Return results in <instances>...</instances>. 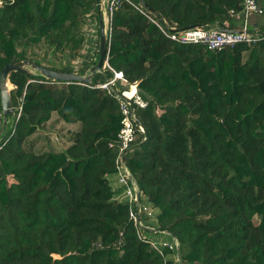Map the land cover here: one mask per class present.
Here are the masks:
<instances>
[{
    "label": "trees",
    "instance_id": "obj_1",
    "mask_svg": "<svg viewBox=\"0 0 264 264\" xmlns=\"http://www.w3.org/2000/svg\"><path fill=\"white\" fill-rule=\"evenodd\" d=\"M101 1L2 0L0 72L20 60L69 73L96 64ZM129 1L113 13L107 61L148 101L125 160L158 229L141 238L108 179L121 116L116 96L96 85L113 72L90 83L15 72V113L0 144V264H264V15L249 27L263 34L255 43L213 51L169 40ZM144 1L170 27L243 25L244 0ZM92 18L95 62L74 69ZM2 111L0 98V128ZM53 114L76 126L58 152L33 138ZM149 230L178 249L153 248Z\"/></svg>",
    "mask_w": 264,
    "mask_h": 264
},
{
    "label": "built area",
    "instance_id": "obj_2",
    "mask_svg": "<svg viewBox=\"0 0 264 264\" xmlns=\"http://www.w3.org/2000/svg\"><path fill=\"white\" fill-rule=\"evenodd\" d=\"M123 1L130 2L129 0L101 1V5L104 7L106 14L105 29L108 39L111 36L113 13ZM1 4L2 0H0V5ZM135 7L141 13L145 14L153 23H155L162 34L169 40L183 45H202L213 51H221L224 48L234 47L235 45L240 43H246L248 45L255 43L256 35L249 32V27L251 25L250 18L255 15H264V9L257 3L256 0H244L243 9L240 12V15L243 18V25L242 28L236 30L237 32L224 33L220 32L215 27L207 28L202 26L184 31L173 32L172 30L176 29L175 27H170L165 23L159 24L155 19H153L146 13L148 11L141 5ZM96 48L98 49L97 43L96 45H88L86 49L89 50ZM94 51L89 54L90 62L95 61L96 59V56H94ZM108 54L103 65V70H105L106 68L110 69L113 72L114 76L111 79H107L106 82L96 85V88L106 90L108 93L114 94L119 103L121 128L117 135L119 148L115 163V175L117 176L118 184L122 189V198L126 199L130 204V219L133 221L135 227L139 230V236L143 238V232L141 231V229H153L152 227L147 226L143 220L144 213H147V216L150 217L151 212L149 208L144 207L141 203V194L139 193L140 195L138 196L136 189L137 183L126 163L125 157L126 154L133 148L134 144H136L139 138L137 130H139L141 133H144V129L140 125L137 118V111L140 109H145L148 106V101L142 97L138 89V84L129 85L121 72H116L110 67L107 61ZM22 102L23 99H19V114L22 110ZM151 245L155 249H158L160 247L159 244L154 241L151 242ZM165 246H168L170 248L175 247L176 249H178L179 243L176 238H173V243L170 245L167 243H162L161 247Z\"/></svg>",
    "mask_w": 264,
    "mask_h": 264
},
{
    "label": "water",
    "instance_id": "obj_3",
    "mask_svg": "<svg viewBox=\"0 0 264 264\" xmlns=\"http://www.w3.org/2000/svg\"><path fill=\"white\" fill-rule=\"evenodd\" d=\"M139 3L148 12L157 16L156 11L150 5H148L144 0H139ZM195 27L196 26H190L186 28H176L172 31L179 32V31L192 29ZM217 29L220 32H224V33L237 32L236 30L227 29L223 27H219ZM99 34H100L99 58L97 60V63L88 67L82 73H69V72L51 70L43 66H40L39 64L30 60H20V61L11 62L2 68L0 72V98H1L3 111H2V126L0 129V144L4 141L6 137L7 128L10 124V120L14 117V113H15V108L12 104L10 97V91L12 89V85L9 80L10 75L15 72H22L31 77H44L46 79L57 80L66 83H71V82L90 83L92 82L93 78L97 73L104 74L103 65L106 56L109 52V39L105 29L103 14L101 12L99 14ZM263 34L258 33L255 35L260 36ZM136 189L139 196L140 192L138 186Z\"/></svg>",
    "mask_w": 264,
    "mask_h": 264
},
{
    "label": "rangeland",
    "instance_id": "obj_4",
    "mask_svg": "<svg viewBox=\"0 0 264 264\" xmlns=\"http://www.w3.org/2000/svg\"><path fill=\"white\" fill-rule=\"evenodd\" d=\"M103 13H104V18L106 19V14H105V10L103 7ZM255 16H252L250 18V22L252 23V20L254 19ZM256 19H260L258 17H255ZM94 25L96 26V21L94 20V18H92ZM91 21V20H90ZM86 29V33H88L89 31H93L94 29H97L96 27L91 26L89 23L87 24V28ZM88 35V34H87ZM95 50V51H94ZM93 51L96 52L98 49H94ZM83 58L82 60L80 59L79 62H73L72 63V67L74 69H79V67H84V65H90L91 62L89 61L90 59V55L91 52H89L88 49H86L83 52ZM94 55V54H93ZM96 56V53L95 55ZM87 60V61H84ZM95 62V61H94ZM95 63H92L91 65H94ZM86 65V66H87ZM76 128L75 125H70V124H66L64 121L60 120L57 114H53L52 119L50 120V122L47 124L46 128L43 130H40L39 132H37L33 138H39V147H46L47 149H52L53 151H60L62 149H64L66 146L69 145V137L68 132L72 131ZM109 182L112 186L113 189H117L118 186V178L116 175H111L109 176ZM141 203L144 207H147L150 209L151 212V216L148 217L147 213H144L143 219H144V223L147 226H150L153 228V230L158 229V225H157V215H158V211L155 210L153 208V206L147 201V199L145 197H141ZM145 236L149 239L152 240L156 243L159 244V246L161 247L162 243H167V244H172L171 240L165 235V234H157L153 231H146L145 232Z\"/></svg>",
    "mask_w": 264,
    "mask_h": 264
},
{
    "label": "crops",
    "instance_id": "obj_5",
    "mask_svg": "<svg viewBox=\"0 0 264 264\" xmlns=\"http://www.w3.org/2000/svg\"><path fill=\"white\" fill-rule=\"evenodd\" d=\"M264 1V0H263ZM102 14H103V18H104V13L102 12ZM96 21V20H95ZM88 23L91 25V26H93V29H94V27H96L95 25H94V23H93V20L91 19V21L89 20L88 21ZM96 23V22H95ZM104 23H105V18H104ZM97 28V27H96ZM88 34V35H87ZM86 35H87V41H86V48H87V46L88 45H96V43H97V40H98V29H94L93 31H89L88 33H87ZM94 49H89V51L90 52H92ZM96 53V52H95ZM117 190H118V188H117ZM119 197H121L122 198V196L120 195Z\"/></svg>",
    "mask_w": 264,
    "mask_h": 264
}]
</instances>
